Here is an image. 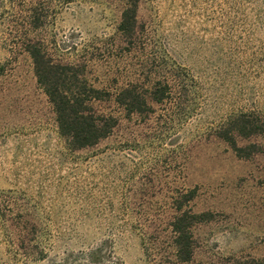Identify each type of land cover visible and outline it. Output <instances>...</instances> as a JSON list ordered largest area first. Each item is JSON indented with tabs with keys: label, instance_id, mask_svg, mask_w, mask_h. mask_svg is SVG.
<instances>
[{
	"label": "rangeland",
	"instance_id": "rangeland-1",
	"mask_svg": "<svg viewBox=\"0 0 264 264\" xmlns=\"http://www.w3.org/2000/svg\"><path fill=\"white\" fill-rule=\"evenodd\" d=\"M128 1L46 0L41 32L54 59L87 50L90 84L139 83L147 98L163 61L174 63L196 94L179 122L159 106L128 118L110 105L117 126L89 149H67L31 59L0 30V264L264 259V0H138L136 38L126 44L116 28ZM240 112L261 121L259 136L238 140L249 159L214 134ZM181 191L193 193V214L207 215L192 228L187 262L176 260L169 235Z\"/></svg>",
	"mask_w": 264,
	"mask_h": 264
},
{
	"label": "trees",
	"instance_id": "trees-1",
	"mask_svg": "<svg viewBox=\"0 0 264 264\" xmlns=\"http://www.w3.org/2000/svg\"><path fill=\"white\" fill-rule=\"evenodd\" d=\"M137 2L128 1L116 28L126 44L136 38ZM46 6V0H0V30L11 44L10 50L24 52L31 59L36 82L47 97L58 135L67 149H89L110 137L117 126L110 105L128 118L148 117L154 112L153 107L159 106L162 118L181 121L183 101L196 94L194 79L184 68L174 63L167 67L163 61L161 78L149 85L148 98L139 83L118 85L115 80L95 87L86 76L87 50L83 51L82 58L76 56L79 60L67 62L55 60L50 53L41 32L49 17ZM2 71L0 68V74ZM260 132L261 121L250 112L230 113L214 130L216 138L243 159L251 158L254 152L248 151L249 147H240L238 140L259 136ZM181 192L173 200L175 215L169 224V235L176 260L187 262L194 255L192 228L203 222L207 215L193 214L187 207L193 193L184 195ZM18 231L17 238L22 241L25 228L21 225ZM4 234L8 238L14 235L9 231ZM251 261L264 264V259Z\"/></svg>",
	"mask_w": 264,
	"mask_h": 264
}]
</instances>
